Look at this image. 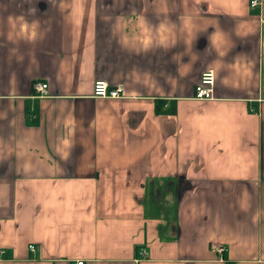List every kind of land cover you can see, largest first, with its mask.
I'll list each match as a JSON object with an SVG mask.
<instances>
[{
    "label": "crops",
    "instance_id": "1",
    "mask_svg": "<svg viewBox=\"0 0 264 264\" xmlns=\"http://www.w3.org/2000/svg\"><path fill=\"white\" fill-rule=\"evenodd\" d=\"M77 261L264 264V0H0V264Z\"/></svg>",
    "mask_w": 264,
    "mask_h": 264
},
{
    "label": "built area",
    "instance_id": "2",
    "mask_svg": "<svg viewBox=\"0 0 264 264\" xmlns=\"http://www.w3.org/2000/svg\"><path fill=\"white\" fill-rule=\"evenodd\" d=\"M260 4V0H249V6L254 8ZM214 74L212 71L205 72L201 75L197 85L194 87V99L196 100H210L213 96ZM34 96L43 98L48 96V86L45 82L35 81L32 86ZM92 96L100 99H118L122 96V88L120 86L110 88L107 83L97 81L93 85ZM30 253L35 252V247L28 246ZM214 250L217 253L223 251L222 247L216 246ZM138 255L143 257L147 253L141 249ZM74 264H84L82 261H77Z\"/></svg>",
    "mask_w": 264,
    "mask_h": 264
}]
</instances>
